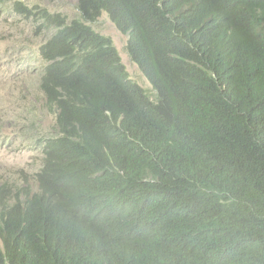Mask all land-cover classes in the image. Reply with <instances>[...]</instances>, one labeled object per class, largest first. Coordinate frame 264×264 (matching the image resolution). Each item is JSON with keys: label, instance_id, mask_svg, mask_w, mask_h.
<instances>
[{"label": "trees", "instance_id": "1", "mask_svg": "<svg viewBox=\"0 0 264 264\" xmlns=\"http://www.w3.org/2000/svg\"><path fill=\"white\" fill-rule=\"evenodd\" d=\"M76 7L13 1L56 29L39 47L55 132L36 186L0 184V264H264V0Z\"/></svg>", "mask_w": 264, "mask_h": 264}, {"label": "rangeland", "instance_id": "2", "mask_svg": "<svg viewBox=\"0 0 264 264\" xmlns=\"http://www.w3.org/2000/svg\"><path fill=\"white\" fill-rule=\"evenodd\" d=\"M14 0L0 1V184L37 185L36 175L42 162L38 138L52 129V115L41 109L38 92L39 46L54 29L38 30L37 22L18 13ZM50 11L78 17V0H22ZM93 22V21H91ZM92 26L109 35L117 47L130 77L153 93L126 50L127 35L121 33L106 13Z\"/></svg>", "mask_w": 264, "mask_h": 264}, {"label": "clouds", "instance_id": "3", "mask_svg": "<svg viewBox=\"0 0 264 264\" xmlns=\"http://www.w3.org/2000/svg\"><path fill=\"white\" fill-rule=\"evenodd\" d=\"M77 4H78V2H77ZM51 12H53V11H51ZM102 13H105V12H102ZM101 13V14H102ZM101 14H100V16H101ZM72 19V18H71ZM71 19H68L67 18V21H70ZM111 21V20H110ZM34 22H37V21H34ZM92 23H94V22H92ZM92 23H90L91 24V26H92ZM39 24H40V22H37V25H36V28L38 29V30H41V31H44V30H48L47 32H49L51 29H45L43 26L42 27H38L39 26ZM116 26V25H115ZM93 27V26H92ZM94 28V27H93ZM117 28V27H116ZM95 29V28H94ZM118 29V28H117ZM56 29H54V31H55ZM119 30V29H118ZM98 31V30H97ZM120 31V30H119ZM100 32V31H99ZM121 32V31H120ZM53 33V32H52ZM51 33V34H52ZM101 33V32H100ZM121 33H123V32H121ZM103 34V33H102ZM123 34H125V35H127V40H128V34L127 33H123ZM106 35V34H105ZM50 35H48L46 38H45V40L49 37ZM109 36V35H108ZM110 37V36H109ZM111 38V37H110ZM112 40V39H111ZM112 42H113V40H112ZM114 44V43H113ZM114 46H115V44H114ZM40 47V46H39ZM116 47V46H115ZM126 47H127V42H126ZM116 49H117V47H116ZM127 50V49H126ZM117 51H118V49H117ZM128 53V52H127ZM118 54H119V56H120V53H119V51H118ZM129 56V55H128ZM121 58V57H120ZM39 59L41 60V62H42V67H41V69L39 70V77H38V92H39V94H40V104H41V109L42 110H45L46 112H48L50 115H52V119H53V123H52V129L49 131V132H47L46 134H44V135H42V136H40L39 138H38V140L40 141V145H41V153H42V157H43V145H44V142H45V138L46 137H48V136H50V135H52V134H54V132H55V114L54 113H52V112H50V111H48L47 109H46V107H44V103H45V99H44V93H43V90H42V88H41V86H40V81H41V73H42V70H43V67L46 65V62H44L43 61V59L41 58V55H40V52H39ZM122 61V60H121ZM123 63V62H122ZM135 63V62H134ZM124 64V63H123ZM136 64V63H135ZM137 65V64H136ZM138 67V66H137ZM140 70V69H139ZM141 74H142V72H141ZM143 75V74H142ZM41 157V158H42ZM39 170V169H38Z\"/></svg>", "mask_w": 264, "mask_h": 264}]
</instances>
